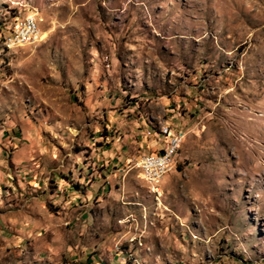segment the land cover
<instances>
[{
  "label": "rangeland",
  "instance_id": "1",
  "mask_svg": "<svg viewBox=\"0 0 264 264\" xmlns=\"http://www.w3.org/2000/svg\"><path fill=\"white\" fill-rule=\"evenodd\" d=\"M0 264H264V0H0Z\"/></svg>",
  "mask_w": 264,
  "mask_h": 264
},
{
  "label": "bare ground",
  "instance_id": "2",
  "mask_svg": "<svg viewBox=\"0 0 264 264\" xmlns=\"http://www.w3.org/2000/svg\"><path fill=\"white\" fill-rule=\"evenodd\" d=\"M23 22H25V21H23ZM17 26H19V23H17L14 27L11 28L10 33H16L17 32ZM10 33L8 34V36L10 35ZM40 40H44V33L42 30V27H38L37 37H31L30 39L26 40L24 43H23L22 39H10V41L13 44H17L20 46L36 45V44L40 43ZM166 134H168L167 130H166ZM166 137H167V135H166ZM168 138L170 139V141L172 140V142L169 141V143H170V144H168L169 146L166 147L163 152H160L161 153V154L159 153L160 155H156L154 157H151L152 155H150V157H147L144 161V167L143 168H145L146 170L148 169L152 178H156L157 176H163V174L167 173L172 168V166L174 164V160H175L174 158L176 156L177 149L179 148L180 140L179 141H177L178 139L175 140V138H177V137L173 136L172 132L168 135ZM171 138H173L174 140ZM169 157H170V159L166 160V158H169ZM154 163H161V164L159 165V167H154Z\"/></svg>",
  "mask_w": 264,
  "mask_h": 264
},
{
  "label": "built area",
  "instance_id": "3",
  "mask_svg": "<svg viewBox=\"0 0 264 264\" xmlns=\"http://www.w3.org/2000/svg\"><path fill=\"white\" fill-rule=\"evenodd\" d=\"M38 27H41V22H38V12L32 11L26 14L25 22H19V26H17L16 33H10L9 36L3 39V43H8L9 39H22L23 43L30 39L31 37H37ZM44 40H40V44L43 43ZM168 135L173 131L171 126H167ZM141 159V158H138ZM170 159L169 158H166ZM143 162V161H142ZM161 163H154V167H159ZM166 176V173L163 176H157L156 178H148L149 186L154 191H159L160 182Z\"/></svg>",
  "mask_w": 264,
  "mask_h": 264
},
{
  "label": "crops",
  "instance_id": "4",
  "mask_svg": "<svg viewBox=\"0 0 264 264\" xmlns=\"http://www.w3.org/2000/svg\"><path fill=\"white\" fill-rule=\"evenodd\" d=\"M165 148H166V147H165ZM165 148H162V150H163V149H165ZM158 149H160V146H159V148H158Z\"/></svg>",
  "mask_w": 264,
  "mask_h": 264
}]
</instances>
